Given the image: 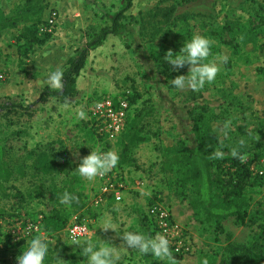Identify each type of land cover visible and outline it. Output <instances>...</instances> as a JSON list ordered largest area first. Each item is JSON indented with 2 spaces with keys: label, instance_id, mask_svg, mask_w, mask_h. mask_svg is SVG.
I'll return each instance as SVG.
<instances>
[{
  "label": "rangeland",
  "instance_id": "374dc122",
  "mask_svg": "<svg viewBox=\"0 0 264 264\" xmlns=\"http://www.w3.org/2000/svg\"><path fill=\"white\" fill-rule=\"evenodd\" d=\"M122 2L0 0V107L7 105L0 110V142L6 169L11 173L9 181L0 179V264H17L20 252L6 248V243L10 237L14 242L32 223L40 228L33 235L50 236L49 250L57 244L60 246L59 258L66 260L64 264H87L81 246L66 243L71 242L68 227L72 223L88 227L82 239L112 243L110 246L120 255L118 264H171L151 254L141 255L128 249L122 238L128 230H138L145 236L164 235L151 212L154 205L168 211L171 220L181 228L173 239L168 238L175 264H202L205 255L213 256L216 264H237L240 257L236 256L238 247L235 246L248 245L254 236H257L253 241L255 247L248 264H264V239H261L264 230L259 227L264 225V178L261 177L264 130L259 132L257 121V118L264 121V115L252 111L257 95L241 91L243 88L239 86L237 93L228 95L216 81L249 72L264 75V0H133L126 14L135 19L134 35L124 31L110 34L91 50L77 77V91L73 96L61 99L49 95L46 102H39L41 93L48 87V74L57 66L64 72L87 42L103 27L111 25V18L121 9ZM33 8L41 11L25 14ZM193 34L204 35L212 42L213 56L227 55L229 59L220 66L213 83L198 92L181 91L169 81L177 75H186L189 66L170 70L171 65L164 56L169 49L178 52ZM133 38L142 43L138 52ZM143 43L144 52L162 82L159 90L151 86L154 81L143 64ZM257 60L261 65L249 67ZM202 91H207L205 94L209 96L212 93L220 96L225 105L206 112L196 110L193 117L213 128L222 142L229 138L232 149L244 141L241 147L246 151L244 160L257 177L247 189L253 224L248 220L247 225H240L231 216L217 230L214 221H207L206 214L198 210V217L204 223L200 227L192 211L180 202L181 192L193 196L181 167L175 165L171 171H164V162L180 143V128L174 113L179 104L189 102ZM167 94L169 98L164 97ZM104 96L134 98L131 109L135 112L151 104H156L157 109L140 120L134 137L130 138L132 121L121 134L110 139L89 113L93 103ZM230 101L233 103L229 107ZM66 102H70L67 108ZM77 109L86 113V119L77 120ZM225 124L227 136L220 131ZM239 125L246 130L239 133ZM253 130H258L259 137L252 135ZM129 141V152L124 156L123 148ZM84 142L104 151H114L119 157L115 168L128 173L130 187L123 200L110 199L115 206L107 204V199L96 202L100 194L98 177L90 182L75 171L79 162L74 156L76 149L65 145ZM42 151L59 160L51 174L39 173L34 168ZM78 151L82 157L90 154L91 149L82 145ZM69 178L85 202L80 210L59 204L64 182ZM136 181H140V187ZM106 217L112 219L117 232L99 228ZM53 264H57V259Z\"/></svg>",
  "mask_w": 264,
  "mask_h": 264
},
{
  "label": "trees",
  "instance_id": "16d2710c",
  "mask_svg": "<svg viewBox=\"0 0 264 264\" xmlns=\"http://www.w3.org/2000/svg\"><path fill=\"white\" fill-rule=\"evenodd\" d=\"M132 5L133 0H123L121 9L111 18V25L103 27L87 42L86 46L79 51L78 55L69 61L68 67L63 72L62 89L56 91L49 87L45 88L40 95L39 102H46L49 95L57 96L61 99L73 96L77 91V77L87 61L89 52L100 45L110 34L116 35L124 31L134 35V29L137 27L135 26V19L126 14ZM35 9L36 8L27 10L25 14L41 11L40 8L37 10ZM132 42L136 44L135 51L138 52L142 46L141 41H137L133 38ZM144 50L145 46L143 43V64L146 65L147 72L150 74L152 81H154L151 86L159 90L161 89L162 82L158 79V71L149 57L146 56ZM206 92L202 91L192 96L189 102L178 105V111L174 113V118L180 128V143L175 148L174 154L164 162V171H171L175 165L181 167L184 180H186L187 184L190 183L191 188L189 189L193 193V196L190 197L187 192H181L180 202L186 204L192 211L193 218L199 223L200 227H202L204 223L203 220L198 217V210L206 214L207 221H214L217 230L222 229L223 221L231 216L234 217L236 222L240 225H247L248 220L253 224L255 219L248 210V207L251 205V197L247 196V189L251 185L252 179H256L257 177L253 176V172L245 160L242 162L239 158L233 157V149L229 147V138L225 139V142H222L213 128L201 124V119L197 120L193 117L196 110L206 112L211 108L225 105L224 99L220 96L215 93L209 96V94H205ZM164 97L169 98L168 94ZM128 99L130 100L131 106H134L135 99ZM212 100L215 102H212ZM232 103L233 102L230 101L228 106L230 107ZM6 106L7 105L1 106L0 110L5 109ZM156 109V104L143 107V109L138 112H135V109H131L127 118V127L133 121L130 138L137 134L135 127L140 120L142 118L144 119L149 112ZM257 119V121L260 122L258 123L260 126L259 132H262L264 130V121L262 118ZM237 130L239 133H242L246 129L244 126L239 125ZM257 131H251L252 135L259 137V132ZM98 134L101 135V132ZM257 137L256 139H258ZM130 143L131 141L126 143L123 148L124 156L129 152ZM237 148H239L241 154L245 156V149L241 147ZM213 150H221L223 152V157L221 159L212 158L211 153ZM4 155V149L0 142V160L2 162L0 166V179L6 182L10 180L11 173L6 169ZM58 164L59 160L57 158H53L48 152L42 151L37 155L34 168L37 172L47 175L53 173ZM120 167L122 166L120 165ZM261 175V177L264 178V173ZM62 190L63 193L67 191L77 197V201L71 205L72 207L77 210L85 207L84 200L81 199L80 194L73 188L72 178L64 182ZM110 199L114 200V197L108 195L107 201H110ZM259 227L264 230L263 224H259ZM261 236L262 234L260 233L259 237ZM256 237L257 236H254V239ZM11 239L10 237L9 243H6V248L9 249L11 247L15 252L17 251V253H19L25 241L21 239L12 242ZM254 239L248 245L235 246L238 247L236 256L240 257L238 258L239 262H237V264H248V259L252 257V252L254 251L253 247H255L253 243ZM261 239H264V237ZM57 255L58 257L61 255V248L58 244L49 250L46 264H53L57 259ZM204 259L208 261V264H216V260L213 256L205 255L202 257L201 262Z\"/></svg>",
  "mask_w": 264,
  "mask_h": 264
},
{
  "label": "clouds",
  "instance_id": "9594fccd",
  "mask_svg": "<svg viewBox=\"0 0 264 264\" xmlns=\"http://www.w3.org/2000/svg\"><path fill=\"white\" fill-rule=\"evenodd\" d=\"M212 42L204 35L193 34L190 39H186L183 46L178 52L169 49L165 56L166 60L173 71L183 69L185 65L189 66L186 75H177L171 79L169 83L177 90L190 89L193 92H198L206 85L213 83L220 71V66L228 62L227 55H215L211 53ZM211 56V59L209 57ZM62 69L57 66L56 69L50 72L46 78V84L52 89L62 88ZM70 102H66L65 108ZM58 107V106H57ZM77 120L86 119V113L83 110L77 109L75 112ZM228 125L225 124L221 127L220 131L227 136ZM240 147H243L244 141L239 142ZM86 145L91 149L90 154L80 157L79 147ZM65 146L76 149L74 156L79 158V162L75 171L78 175L87 181H94L97 177L107 175L117 164L119 157L111 150L104 151L96 148L87 142L84 143H69ZM232 155L239 158L242 162L245 156L241 154L239 148H234ZM211 157L214 159H221L223 152L221 150H213ZM75 162V161H74ZM77 201V197L67 191L59 197V204L64 206H71ZM99 228L107 231L109 229H117L111 218H104L100 222ZM21 238L25 241L20 254L17 256V264H46V259L49 253V247L52 243L50 236L46 234L33 235L26 238L24 233H21ZM125 247L128 249L136 250L141 255L154 256L161 261H170L175 264V258L170 251V243L168 238L164 235L145 236L138 230H128L122 235ZM67 244H77L82 248L81 254L86 258L87 264H118L120 255L116 249L110 246L112 243L100 239L99 242L93 243L89 239H80L75 235L72 236L71 242ZM64 259L59 258L57 255V264H64ZM202 264H208L204 259Z\"/></svg>",
  "mask_w": 264,
  "mask_h": 264
},
{
  "label": "built area",
  "instance_id": "2783aa9c",
  "mask_svg": "<svg viewBox=\"0 0 264 264\" xmlns=\"http://www.w3.org/2000/svg\"><path fill=\"white\" fill-rule=\"evenodd\" d=\"M131 111V104L128 98L114 99L104 96L95 101L89 109L90 118L94 120L100 127V131L105 132L110 139H114L125 129L127 125L128 114ZM117 168V167H116ZM112 169L107 175L98 177L100 182V194L96 200L97 203L105 202L108 195H112L116 202H120L124 198L125 192L130 187L128 173L120 169ZM264 172H261L263 174ZM140 181H136V186L140 187ZM151 212L155 215L158 226L162 229L165 237L173 239L175 232L181 229L179 224L171 220L170 214L161 206H152ZM25 229V230H24ZM22 233L26 237H30L34 232L40 230L39 226L32 223L24 228ZM88 232V227L82 223H72L68 227V236L71 240L75 235L82 239ZM21 236L13 240L14 242L21 240ZM180 248H176L179 250Z\"/></svg>",
  "mask_w": 264,
  "mask_h": 264
},
{
  "label": "crops",
  "instance_id": "0c3cea01",
  "mask_svg": "<svg viewBox=\"0 0 264 264\" xmlns=\"http://www.w3.org/2000/svg\"><path fill=\"white\" fill-rule=\"evenodd\" d=\"M261 62L257 60V63L254 65H249V67H255L256 65H259ZM261 65V64H260ZM257 67V66H256ZM219 85H222L221 88H225L227 91L226 94H230L233 91L237 93L235 90H237V86L239 88H243L241 91H245L246 93H253V95L256 96V103L255 107L252 111L255 112L257 115H264V75L261 73H243L239 75H232L228 76V78H220L219 80H216ZM242 112H244L242 110ZM107 204L116 205L113 202L108 201Z\"/></svg>",
  "mask_w": 264,
  "mask_h": 264
}]
</instances>
